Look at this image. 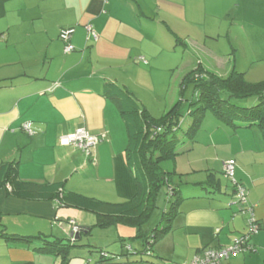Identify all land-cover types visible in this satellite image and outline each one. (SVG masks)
Listing matches in <instances>:
<instances>
[{"label": "crops", "instance_id": "obj_1", "mask_svg": "<svg viewBox=\"0 0 264 264\" xmlns=\"http://www.w3.org/2000/svg\"><path fill=\"white\" fill-rule=\"evenodd\" d=\"M220 1L0 0V19L7 23L0 28V164L18 161L20 179L34 185L64 183L68 191L111 204L133 199L138 185L127 163V130L119 104L105 96L104 84L112 80L138 97L134 86L152 82L157 64L179 62L171 56L170 39L162 29L174 43L180 38L201 48L198 33L212 24L206 17L214 14ZM158 19L162 29H156ZM87 25L98 33L97 42L89 40ZM70 28L75 30L71 38L75 50L65 53L59 36ZM179 64L187 70L194 63ZM26 123L33 135L23 130ZM220 127L226 136L209 141L217 159L207 154L184 156L189 169L182 173L180 194L185 199L167 233L174 250L165 255L153 248L171 264H190L203 251L228 247L248 233L249 214L241 213L234 185L224 175L229 160L236 161L235 180L247 189L248 205L260 229L249 238L252 250L222 264H264V131L257 126L236 132ZM79 129L105 136L90 155L63 142ZM199 142L200 133L192 151ZM190 187L200 188L197 195L188 193L189 199L182 190ZM10 190L8 186L0 191V235L5 230L69 240L72 222L78 228H93L88 231L92 235L97 220L86 216L92 213L57 210L51 201L11 197ZM88 233L79 239L82 245L90 246L84 241ZM116 233L119 240H127L119 229ZM41 245V241L28 245L0 237V264H62L61 257L35 250Z\"/></svg>", "mask_w": 264, "mask_h": 264}, {"label": "trees", "instance_id": "obj_2", "mask_svg": "<svg viewBox=\"0 0 264 264\" xmlns=\"http://www.w3.org/2000/svg\"><path fill=\"white\" fill-rule=\"evenodd\" d=\"M175 39L177 44H184L180 38ZM189 89H193L190 101L185 97ZM104 93L106 97L118 102L127 130L126 158L138 185V193L133 199L111 204L68 191L64 188V183L44 185L27 183L19 177L18 161L0 164V191L9 186L11 190L8 191V195L11 197L51 201L57 210L77 208L92 213L97 217L94 228L109 229L114 226L135 228L136 234L132 238H137L143 243V249L139 253L152 257L156 242L171 231L184 200L180 188L172 181L174 175H178L176 170L165 171L161 164L176 159L180 143L196 141L208 112H212L218 120L225 123L223 126L232 127L235 132L252 126L264 131V82L250 83L243 73L235 69L234 64L226 76L211 72L200 64L197 68L188 70L180 84L179 99L161 118L153 116L132 92L112 80L105 82ZM251 97L258 100V104L251 108L239 107L232 103V99ZM186 117L191 118L192 122L184 132ZM164 188L170 198L176 199L170 211L164 212L165 218L160 223H165L164 227L147 231L145 226L151 220L158 196ZM233 188L236 192V188ZM91 229L93 228H80V237ZM0 237L9 242L28 245L41 241L42 245L35 250L61 257L62 264H70L74 247H87L80 243L81 240L51 239L43 235L24 236L9 234L5 230L1 232ZM132 250L131 248L129 251ZM126 255L127 253H123V256ZM119 259V256L115 259L116 263L121 262ZM111 261L107 252L100 250L99 261L96 264H112Z\"/></svg>", "mask_w": 264, "mask_h": 264}, {"label": "rangeland", "instance_id": "obj_3", "mask_svg": "<svg viewBox=\"0 0 264 264\" xmlns=\"http://www.w3.org/2000/svg\"><path fill=\"white\" fill-rule=\"evenodd\" d=\"M215 8L214 14L206 17V20H211L212 24L210 23L207 28H203L204 33L202 31L198 33L200 35L198 37L201 48L190 46L185 41H183V45H176L177 42L174 43V38L172 39V36L166 33L165 28L162 29L159 23L160 19L157 20L156 29H162L165 35L169 37L170 54L172 57L178 58L179 62L166 64L165 66L161 65V63L157 64L151 74L152 82L149 80L147 84L141 83L139 86H134V90L138 93L139 97L136 96L137 99L142 105L147 108L149 107L148 109L155 117L161 118L168 111L169 107L173 105V102L179 99L180 84L188 73V70L197 68L200 64H203L207 70L220 75L225 74L229 70L231 71V67L234 64L235 69L243 73L246 80L250 83L264 82V0H221L215 5ZM6 24L4 19H0V28H5ZM184 60L190 66L194 63L193 66L187 70H185V67L178 66L180 62L184 63ZM157 68L160 69L159 72L156 71ZM217 69L222 72L217 71ZM192 91L193 89H189L186 92L185 97L188 101L192 98ZM222 96L227 97L224 94ZM232 103L239 107L251 108L258 104V100L256 97L232 99ZM184 111H186V108H184ZM191 122V118H185L184 132L191 126ZM223 125H225L224 122L218 120L212 112H208L204 118L202 129L199 132L201 142L198 143L197 148L195 147L196 150H191L193 142L190 144L180 143L178 147L179 155L176 157V159H179L178 164L177 160L165 161L161 164L165 171H173L177 167L178 170L176 172L178 175H174L172 181L178 188H180V181L184 177L181 176L182 173H185L189 169V165L185 163L186 159L184 156L186 153L191 154L192 158L202 157L207 154L211 158L217 159V156L214 155L216 153H214L213 146L209 141L212 139L214 143L222 138V136H226L220 127ZM230 128L233 130L232 127ZM210 134H215V137L211 138ZM184 145L186 149H182ZM201 174L202 176H206L205 173ZM229 182L231 183V180ZM223 183L225 184L226 182L223 180ZM199 188L190 187L186 191L184 189L182 191L186 194L195 192V195H197L196 190ZM203 189L208 190V187H204ZM188 195L189 199L192 198L190 194ZM182 198L185 199L184 196ZM175 199V197L170 198L168 196L165 188L161 190L157 206L153 210V216L145 226L147 231H153L156 228L162 229L164 227L165 223L160 224L162 219L165 218L164 212L168 213L170 211ZM86 216L88 220L94 222L97 220L94 214H86ZM117 229L123 233L122 235L127 239L126 241L119 240L116 233ZM130 234L135 235L136 229L124 226H114L111 229L95 228L92 235L84 237L86 243L87 241L91 243L90 246L82 248L74 247L72 249V264H89L90 260L94 261L95 258H99L100 250L107 252V255L112 259V264L116 263L115 259H118V256L121 262L131 261L134 264H171L169 258L162 257L155 250L151 253L152 257L139 253L137 249H142L143 243L137 238H132ZM167 236L166 234L159 239L154 246V249L160 250V253L165 255H169L174 250L173 248L171 249ZM123 243L126 244L125 247L122 246ZM132 246L133 250L130 252L128 248ZM124 251L125 254L127 253L126 256H123ZM128 253L136 254L128 256ZM141 259L142 261H138ZM177 260L175 259V261Z\"/></svg>", "mask_w": 264, "mask_h": 264}, {"label": "built area", "instance_id": "obj_4", "mask_svg": "<svg viewBox=\"0 0 264 264\" xmlns=\"http://www.w3.org/2000/svg\"><path fill=\"white\" fill-rule=\"evenodd\" d=\"M87 33L89 35V40L98 41L99 36L97 32L93 29L91 25L86 26ZM75 30L73 28L64 29L60 33V40L65 44V53H70L75 50L71 44V38ZM23 130L29 135H33L34 131L30 123L23 125ZM105 136H94L86 129H79L74 133L63 138V142L66 145H73L87 155L91 154V151L97 146V144L102 141ZM235 167L236 161L229 160L224 163V174L232 181L234 187L236 188V193L238 197V204L241 206L242 214H249V219L247 220L248 233L242 238L236 240L232 245L220 248V249H207L202 252L201 255L196 256L191 264H222L223 261L230 259L233 256L245 253L252 250V246L249 244V238L252 234L257 233L260 229L259 223L254 217L253 209L248 205V191L247 189L237 183L235 180ZM72 232L77 234L80 232L74 222H72ZM131 250V247L128 248Z\"/></svg>", "mask_w": 264, "mask_h": 264}, {"label": "water", "instance_id": "obj_5", "mask_svg": "<svg viewBox=\"0 0 264 264\" xmlns=\"http://www.w3.org/2000/svg\"><path fill=\"white\" fill-rule=\"evenodd\" d=\"M70 238L73 240H79L81 237L79 235V233L74 234L73 232L70 234Z\"/></svg>", "mask_w": 264, "mask_h": 264}]
</instances>
